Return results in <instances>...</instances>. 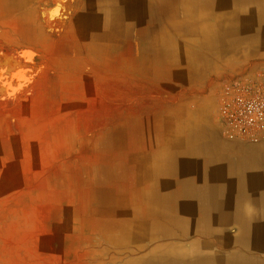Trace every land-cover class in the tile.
Masks as SVG:
<instances>
[{
    "label": "rangeland",
    "instance_id": "rangeland-1",
    "mask_svg": "<svg viewBox=\"0 0 264 264\" xmlns=\"http://www.w3.org/2000/svg\"><path fill=\"white\" fill-rule=\"evenodd\" d=\"M83 1H27L15 12L0 4V264H123L151 254L167 241L161 235L145 239L137 253L129 244L109 242L95 227L99 218L109 216L101 211L102 203L121 204L136 177L132 179V169L128 170L129 154L117 155L131 149L115 146L96 152L94 146L109 142L106 135L113 128H141L136 139L164 130V124L155 122L147 123L151 130L143 132L144 122L129 118L143 113L137 104L159 106L165 99L156 81L151 90L134 91L121 63L113 69L101 65L111 57L118 59L111 52L116 41L100 54L106 57L102 61L90 40L80 34ZM100 3L108 8L106 1ZM27 50L35 55L29 58ZM195 50L203 52L202 45L195 44ZM19 70L30 81L17 79ZM201 72L183 97V130L202 126L243 152L261 145L263 140L225 139L217 110L224 83L264 73V57L253 58L232 74ZM128 136L120 131L115 138ZM137 171L134 174H142ZM166 202L172 209L178 200L171 197Z\"/></svg>",
    "mask_w": 264,
    "mask_h": 264
},
{
    "label": "crops",
    "instance_id": "crops-1",
    "mask_svg": "<svg viewBox=\"0 0 264 264\" xmlns=\"http://www.w3.org/2000/svg\"><path fill=\"white\" fill-rule=\"evenodd\" d=\"M167 1L164 4V0H135V5H139L136 10L147 3L154 4L164 12V18L150 23L136 21L133 30L120 35L111 48L118 60L133 61L132 67L122 69L128 71L134 91L151 90L156 81L164 95L165 102L159 106L150 102L137 104L136 108L143 109V113L131 116L130 121L144 122V126L159 122L165 125L164 130L146 133L138 138L143 141H139L134 134L141 128L134 125L113 128L106 135L112 140L111 145L103 142L96 150L101 152L115 146L131 149L117 155L133 156L131 169L138 178L134 184L154 187L155 191H159L157 187L161 184L163 195L146 198L151 210L128 212L111 230H118L119 235L101 233L109 242L129 244L137 253L141 252L145 239L161 235L167 240L151 254L142 253L145 257L131 258L123 264H264V140L261 145L245 150L244 159L234 169L222 157L225 150L195 148L197 162L191 166L195 172L185 174L184 164L175 158L182 150L173 146L175 138L182 140L190 134L218 140L215 132L207 133L202 126L183 130V97L189 87L195 86L203 69L232 74L253 58L264 57V0ZM195 44L202 45L203 52L195 50ZM142 129L151 130L148 126ZM120 131L128 134L129 139L121 137L124 140L116 141ZM159 161L170 171L147 178L145 168L158 167ZM137 169L142 174H134ZM171 185L176 194L172 198L178 200L172 209L166 205L171 198L167 194ZM192 186L195 190L189 189ZM159 198L171 211H164L163 204L153 203ZM234 249L243 253H231Z\"/></svg>",
    "mask_w": 264,
    "mask_h": 264
},
{
    "label": "bare ground",
    "instance_id": "bare-ground-1",
    "mask_svg": "<svg viewBox=\"0 0 264 264\" xmlns=\"http://www.w3.org/2000/svg\"><path fill=\"white\" fill-rule=\"evenodd\" d=\"M27 1H29L28 3H31V2H34L36 0H1L0 4L3 6L2 8H8V10L15 12L17 9H20L19 7L21 5H23V4L25 5L27 3ZM100 1L101 0H84L82 5H81V9H83L85 11H84V13L82 11L81 15H78V27L80 28V34H82V36H84L85 38H88L90 40V42H91L90 46L92 47V45H93L92 50L98 55H100V54L103 55L104 54L103 51L106 50L105 47L109 46L111 43H114L117 40V37H119L120 35L121 36L128 35L133 30V24L136 21L142 22L143 20H147V22L150 23L152 21L153 22L154 21L155 22L160 21L161 19L164 18V12L158 8L159 6L154 5V4L150 5L147 3V5H145L144 8H140L139 10H136L135 7H137L139 5H135V0H104V1H106V5L108 6V8H104V4H102V6H101ZM161 1H163V0H161ZM166 1L167 0H164V4ZM59 7L60 6H58L57 8H59ZM56 11H58V10H56ZM165 14H166V12H165ZM15 19H16V17H15ZM73 29H72V31H73ZM24 53L29 58L33 57L35 55V52L32 50L24 51ZM102 55H100L98 57L102 61H104V59L106 57H102ZM106 55H107V52H106ZM120 63L122 65L124 63V66L121 65L122 67H126V66L132 67L134 65L133 61H131V60L123 59V61H120L116 57H111L106 63H102L101 65H105V66L113 69L114 67H118L120 65ZM14 76H16V77L18 76L17 79H19L21 81H25V82L30 81V78L24 74L23 70H19L17 73H15ZM111 141L112 140L110 139V141L107 142V145L111 144ZM100 144L101 143L96 144V146H94L95 150L100 149V147L102 146V144L101 145ZM196 144H197V146H196ZM201 144L203 146H201ZM108 146H110V145H108ZM173 146L182 150V154L181 155L176 154L175 158L176 157L179 158V161H178L179 164H180V160L184 164V166L182 165L183 174H185L186 172H189V171L195 172L193 167H191V166H193V164H196V162H197L195 160L196 159L195 158V148H197L198 150H202V151L210 149L212 147L225 150L226 154L223 155L222 157L225 156L224 157L225 160L227 161V163H229V165H231V168H233V169H234L236 164H240L242 162L243 153H244L243 150L239 149V147L237 149L235 146L225 144L219 139L217 140L216 138H211V139H207V138L201 139V138H197V137L195 138V134L186 135V137H184L182 140H180L179 138L176 140V138H175ZM246 153H247V151H246ZM170 155L171 154H169L168 157ZM132 157H133L132 155H129V158H128L127 164H128V170L129 171H131ZM171 157H172V155H171ZM159 163L161 165L160 166L158 165V167L154 166V167H149V168L146 167L145 168L147 178L149 176H151L152 174L154 176H158V175L162 176L163 175L162 173H164L166 171L167 172L170 171L169 168L165 170V167L162 165V163L160 161H159ZM187 165H190V166L187 167ZM132 171H133V169H132ZM134 178H132V179H134ZM141 178H143V177H140L139 179H141ZM136 179L138 180V178H136ZM134 182H135V180L134 181L132 180L133 185L131 187V190L129 191L128 196L123 195L124 199L120 200L121 204H118V206L117 205L114 206L113 201H110V202L105 201V203H102V206L103 207L105 206L107 208L106 209H105V207H104V209L101 208V211L103 213L107 212L109 214V216L104 215L97 220L95 227L99 231L111 232L112 228L113 227L116 228V226L122 220V218H123V220L125 219V217H122V215H123V213H126L127 211L128 212L134 211V210L145 211L147 209L151 210V208L148 207L150 202L147 201L146 198L150 195H156L159 193H160V196L163 195V191H162L163 187L161 184H158L159 187H157V188L159 189V191L156 190V191H158V192H156L154 187H144V186H142V184L141 185L140 184H134ZM173 188H174L173 185L168 187V189H169L168 190L169 192L167 193L168 196L172 197L175 194V191L172 190ZM180 188L186 190V187L182 186ZM191 188H194V190H195L194 186L189 187L190 190H191ZM190 190L188 192H190ZM135 196L139 197V198L141 197V198L139 200H135ZM131 198H132V200H131ZM129 199L131 201H129ZM102 202H104V201H102ZM153 203H156V204L158 203L161 205L163 204L165 206V202L164 203L159 202V201L157 202L154 200ZM111 205H113L114 207H112ZM143 206H147V208H145ZM161 207H163V206H161ZM167 207L168 206H165L164 208L169 210V208H167ZM108 217H110V218H108Z\"/></svg>",
    "mask_w": 264,
    "mask_h": 264
},
{
    "label": "built area",
    "instance_id": "built-area-1",
    "mask_svg": "<svg viewBox=\"0 0 264 264\" xmlns=\"http://www.w3.org/2000/svg\"><path fill=\"white\" fill-rule=\"evenodd\" d=\"M217 119L227 140L248 143L264 140V73L226 81L218 97Z\"/></svg>",
    "mask_w": 264,
    "mask_h": 264
}]
</instances>
